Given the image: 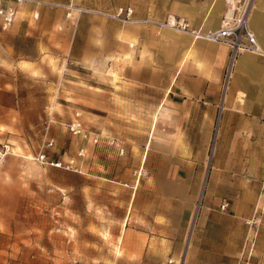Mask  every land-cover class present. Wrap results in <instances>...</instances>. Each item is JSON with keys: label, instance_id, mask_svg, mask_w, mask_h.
Returning a JSON list of instances; mask_svg holds the SVG:
<instances>
[{"label": "rangeland", "instance_id": "obj_1", "mask_svg": "<svg viewBox=\"0 0 264 264\" xmlns=\"http://www.w3.org/2000/svg\"><path fill=\"white\" fill-rule=\"evenodd\" d=\"M26 28L28 33L8 31L0 37L1 53L8 50L0 64V216L21 232L20 261L93 264L95 256L102 264L114 262L104 249L116 234L119 245L125 243L121 234L137 213L129 207L135 188L146 195V221L135 222L150 235L142 264L170 258L175 264L184 258L187 264L205 199L210 192L226 198V173L238 183L255 165L263 168L264 136L261 141L257 134L236 137L237 131L220 126L218 109L207 141L197 142V130L171 125L168 111L151 110L153 104L142 103L146 96L140 90L124 89L125 80L110 64H87L91 69H86L68 58L65 48L51 45L61 35L57 26L46 32L45 43L51 46L39 43L37 25ZM75 111L87 138L96 136L97 143L67 129ZM154 114L158 119L152 125ZM40 151L46 155L43 162L37 159ZM159 168L165 171L164 212L157 191ZM179 193L185 194L187 207L179 204ZM158 224H164L165 235ZM68 236L75 247L71 253L63 247ZM163 237L164 249L158 245ZM89 241L99 245V255H93ZM122 250H117L118 264H125Z\"/></svg>", "mask_w": 264, "mask_h": 264}, {"label": "crops", "instance_id": "obj_2", "mask_svg": "<svg viewBox=\"0 0 264 264\" xmlns=\"http://www.w3.org/2000/svg\"><path fill=\"white\" fill-rule=\"evenodd\" d=\"M74 2L105 12H111L119 6H131L136 19L162 22L170 15L176 20L187 22L191 29L201 31L219 28L226 7L225 0ZM31 9L32 7H26L17 15L10 33H26V25H37V37H40L41 45L65 48L68 58L80 63L82 67L91 69L87 64H110L118 77L125 80L124 89L140 90L142 96H146L141 99L142 103L153 104L151 110L168 111L173 120L171 125L197 130L201 137L197 142L207 141L209 128L213 126L218 109L221 110L220 126L237 131L236 137L249 138L257 134L261 141L260 138L264 136V0H257L249 23L262 53L239 54L230 74L223 102L221 96L224 72L229 55V48L224 44L194 38L191 34L166 26L141 22L123 23L97 14L85 13L78 20L70 21L64 18L60 9L42 8L39 18L33 20L30 17ZM53 26L60 29L61 35L51 40L50 45V42L45 43L46 38L48 39L46 32ZM3 33L0 32V37ZM2 50L4 52L1 53L0 50V64L2 55L8 53L6 48ZM131 94L134 96V93ZM157 119L158 115L154 114L152 125ZM252 171L246 177H240L238 183L232 182L229 173H226L223 184L226 198H214L210 192V197L205 199L187 264H264V209L258 201L264 179V166L261 169L255 165ZM158 174L157 191L159 197L162 195L161 210L164 212L165 189L162 178L165 179V171L159 168ZM251 177L256 179V183L249 182ZM184 183L181 181L178 185L181 192L184 190ZM213 186L214 183H210V191ZM252 193L256 195L255 199L248 198ZM144 195L135 188L130 193L129 207L136 208L137 213L127 220L128 223L133 221L132 226L125 228L121 234L125 243L119 245V236L116 234L113 241L110 240L109 245L107 243L108 246H105L104 252L114 258V262L110 259L109 264H118L117 250L120 248L126 257L125 264H142L145 254H148L150 235L136 224L140 222H135L136 219L146 221ZM224 201L229 206L221 211L219 206ZM179 204L182 207L189 205L185 194L181 195ZM196 209L197 207L193 211L190 225ZM161 210L158 209L159 214ZM253 218L259 220L258 224L248 226L245 221ZM7 222L6 217L0 216V264H24L20 261L19 254L21 232L11 228ZM255 229L256 235L253 234ZM158 232L165 235L164 224H158ZM97 238L101 239L95 236V240ZM161 239L163 242L158 245L164 249L165 239ZM63 240V247L71 253L75 247L70 244V237ZM80 242L79 240L77 245L78 251L81 248ZM90 242V247L95 249L93 255H99L101 252L96 250L99 245ZM83 245H86L85 241ZM90 260L93 264H102L101 258L93 256Z\"/></svg>", "mask_w": 264, "mask_h": 264}, {"label": "built area", "instance_id": "obj_3", "mask_svg": "<svg viewBox=\"0 0 264 264\" xmlns=\"http://www.w3.org/2000/svg\"><path fill=\"white\" fill-rule=\"evenodd\" d=\"M256 3L257 0H225L226 7L222 14L219 28L215 30L201 31L191 29L187 22L183 20H176L170 15H168L162 22L149 19H136L133 17V8L131 6H119L111 12H105L80 6L76 4L74 0H67L66 2H55L49 0H0V32L9 31L15 23L17 15L26 7H32L30 10V17L33 20L39 18L40 10L42 8H48L62 10L64 18L70 21H76L82 14L89 13L111 18L123 23L141 22L153 23L159 27L166 26L180 32L191 34L194 38L224 44L229 48V55L225 66L224 84L222 89V95L224 97L229 76L234 69L239 54L245 52L261 54V46L258 43L255 33L249 26ZM219 112L221 113V110H219ZM67 129L73 135L87 138V134L80 120V112L78 111L73 113V116L70 118L67 124ZM87 140L91 141L92 143L98 142L96 136H93L92 138L89 136ZM51 143V140L47 142V144ZM120 152H122V149H120ZM37 159L40 162H43L46 160V155L40 151L38 153ZM54 165L61 166V162H56ZM258 201L261 202L262 208L264 209V179L262 181ZM228 206V202L225 201L221 203L219 207L221 211H224L228 208ZM258 221V219L253 218L246 220L245 223L248 226H252L258 224ZM253 234H257L256 229L253 231ZM161 264H175V260L170 258ZM178 264H184V258L179 259Z\"/></svg>", "mask_w": 264, "mask_h": 264}, {"label": "bare ground", "instance_id": "obj_4", "mask_svg": "<svg viewBox=\"0 0 264 264\" xmlns=\"http://www.w3.org/2000/svg\"><path fill=\"white\" fill-rule=\"evenodd\" d=\"M261 53H262V50H261ZM230 77V76H229Z\"/></svg>", "mask_w": 264, "mask_h": 264}]
</instances>
